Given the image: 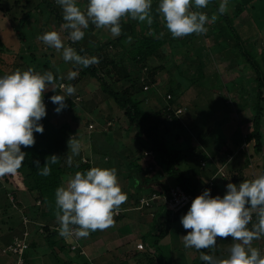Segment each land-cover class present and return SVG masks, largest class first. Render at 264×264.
<instances>
[{
	"label": "trees",
	"instance_id": "16d2710c",
	"mask_svg": "<svg viewBox=\"0 0 264 264\" xmlns=\"http://www.w3.org/2000/svg\"><path fill=\"white\" fill-rule=\"evenodd\" d=\"M18 1L19 0H15L16 3H18ZM30 1L31 0H20L19 2L28 4ZM219 2L220 0H210L209 16L216 12ZM251 2H253V0H229L228 9H233L232 13L228 12V10L224 15L219 16L215 23L207 25L208 31L212 34H204V39L210 41L213 39L210 47H206L208 49H212L220 40H222L221 42L223 44L227 43L228 46L226 47H229L231 44L226 39L234 40L232 48L234 50L237 48V53L232 50L230 51L231 54L229 58L225 59L229 61L230 64H235L236 69L239 71L241 68L243 69L244 66H249L250 73H248L247 76L251 74L257 79V83L260 87H257L258 89L256 88L255 94L257 100L263 105H258L259 108L255 110L256 112L250 124V132L239 135L240 142H236V140L234 142H224L221 146L216 147V149L208 145V149L202 152H197L198 149L196 148L189 149L192 155L195 154V156H197L198 167L200 168L198 171L191 174L192 176L190 177L184 176L178 168L182 163L188 166L185 159V152L182 150L171 151L163 144L165 143V135H170V137H172L171 135L175 130L179 131L180 136L183 134L187 139L191 140L190 137L193 133V130H191L192 133L189 131L191 126L186 128L181 119L173 116L172 111L168 110V108L170 104L173 103L178 93L184 92L187 87L198 85L202 78L209 77V75L205 74L204 70L212 64V61H210L212 55L208 51L201 55L202 49L198 48L200 49L198 50L194 47L195 40L200 34L173 38L156 11L158 0H153L151 13L153 16V23L150 26L145 22H139L130 18H122V31L119 37H113L107 27H102V29H105V33L102 36L101 31H97L96 27L90 24L89 28L85 30V37L81 41L73 43L66 40V43L74 47L78 54L96 56L99 58L98 64L91 65L88 68L74 66L70 62L72 64L70 66L71 70H77V68H79L78 76L69 81L67 80L66 74V78L63 77L62 80L58 81V83H71L76 88V92L65 100L66 107L61 111L69 115V120L66 121V124H68L69 121L73 123L82 122L80 116L82 112L88 113L91 116L90 120H87V126L91 123L107 125L109 121L114 120V118H110L109 115H106V109L101 107L99 109L100 104L94 101L96 98L89 102L79 99L77 87L83 80L84 82H88L89 80L91 83L98 85L100 95L103 99H112L118 109L123 111L122 115L126 117V120L124 122L121 121L120 130H124L125 133L129 130L134 132L132 139L136 142L135 150L132 152L128 151L125 157H121L120 163L117 165L119 170L116 169L118 172L121 167H125L126 169L119 173V177L122 175L123 177L131 179V185H135L139 188L137 190L142 191H140L139 196L134 198L130 206L122 210L120 209L115 215V218L123 219L124 215L122 212L138 211L141 215H149L150 222L147 225L148 230H146L147 232L144 235H142L144 233L143 229H139L137 231V233L140 234L139 238H131L125 241L126 245H133V247H130L121 255L123 264H142L144 261L146 264H155V256H159V252L162 254L159 241L168 238L169 234L172 232V228H175L179 224L180 214L190 206H187L177 213L169 209L168 205L164 202V198L167 197L168 191L173 185L168 187V185L164 183L166 177L177 180L178 185L181 186L184 192L193 195L208 184L218 167L223 166L225 176L223 178L217 177V179L214 180L215 186L213 191H211L212 196L218 194L222 196L226 191L225 186L227 183L231 182L236 184L264 172V131H262V123L260 122V118L264 111L262 91L264 87V78L261 76L260 71H258L259 66L254 63L257 59L256 56H252L246 51L244 44L239 40L234 24L236 20H244L243 16L245 12L248 14L249 8L253 9ZM0 3H2V0H0ZM86 4L87 0H81V6H83V8L86 7ZM35 7L37 10L36 15H40L45 23L51 20L53 24L60 29V25L63 23L62 10L59 5L55 3V0H39ZM22 17L24 19L22 25L27 26V20L31 17V12L25 11ZM60 31L62 30L60 29ZM18 34L19 31L13 30L10 25V27H7V31L0 35V54L7 55V52H10L13 57L12 60H9L7 56L0 57V75L9 74L17 69L20 70L21 67H25L26 69L31 68L34 57H31L30 61L22 60V58L19 57L18 46L20 39ZM62 34L64 36L67 35V33ZM218 36L222 38L218 39ZM16 37L18 41L14 39ZM166 44L170 45L174 51L178 50L179 53L183 54L184 62L186 63L189 61L190 64H188V66L190 65V67L193 68V74L192 76L186 77L187 71L179 70L178 68L177 75H179V77L175 79L178 84L169 87L167 91L168 94L166 95L167 105L155 112H149L146 110L149 106H147L148 104L145 106V102H147L149 96L157 97L155 92V86L158 82L157 74L163 69V66L158 64V62L164 58L162 49ZM118 48L122 51L124 56L122 57L121 55L117 60L114 50ZM48 49L51 48L48 47ZM81 49H83V51H81ZM220 51L221 50H218V53H220ZM224 51L225 50H223V52ZM197 53H200V55L197 56ZM217 55V60L219 57L224 58L222 55ZM204 60L210 62L203 64ZM63 63H65V61L62 59V52L55 50V54L51 53L47 55L45 61L41 64V68L35 71L53 72V69ZM182 63L183 62L180 64ZM219 72H215L218 82ZM65 73H68V71L65 70ZM223 73L227 76L228 83L231 82L230 75L227 72ZM210 85L212 86V83ZM223 85L224 83L222 82V86ZM60 92L59 87L52 85H49L48 89L44 92L43 100L48 99V103L46 104L47 115L40 121L44 128L43 133H34L35 143L33 146L27 148L21 146V150L26 153V156L18 174L0 177V183L3 185V187L1 186L0 188V201L4 202V200H7L9 204L17 207L18 204L20 205L17 200L19 194H25L33 201V204L19 206L22 208V218H19L17 221L18 229L10 231V235L1 243L3 246L1 247L0 253L2 254V251L13 243L14 240L23 238L24 233L26 231L29 232L27 238L28 249L23 255L24 264H29L31 259L29 253L32 252V254L35 255L37 247L39 246L37 241L32 240V234L44 237L43 241L46 247V253L43 254L44 258L50 256L56 260L58 264H91V261L86 258L87 255L84 254L83 247L77 244L75 237L70 238L71 242H68L58 234L59 223L57 220L58 210L55 205V190L62 185L66 187L64 182L66 173L75 174L77 171L84 172L88 170L92 167L89 162L90 158L93 159V150L91 148L92 146H90V152H85V154H87V162L78 154L77 163L74 165H67L68 159L66 158L68 157L65 138H69V134L67 133L68 125L65 123L62 125L55 123L52 111L56 105L52 104L49 100L50 96L60 94ZM168 96L170 98H168ZM243 100L244 99H241V101ZM242 103L243 104L239 106H233L231 104L232 110H234L235 113L239 114L241 112L239 118L243 116L242 111L244 109V102ZM223 104L228 105L227 102ZM79 108L81 112L77 111ZM98 109L100 111H98ZM167 114L173 117L170 123L166 118ZM116 119L118 120L119 118ZM123 124H127V130L124 129L125 125ZM117 126H119V124H117ZM196 126L198 125H194V127ZM204 129H206V131L196 134V142L198 141L201 144L205 142L208 131L207 127ZM110 130L111 128L109 126L104 134L106 135ZM120 130H117V135L121 132ZM125 136L124 134L123 138L127 140ZM176 137L177 135L174 136V138ZM214 140L215 138L210 141L214 142ZM120 153L122 154L123 151ZM97 154L98 153L95 152L94 156L97 157ZM105 154L106 153L103 152L102 155L104 156ZM51 155H56L59 158L57 163L50 165L51 173L49 175H40L39 170L34 166L33 162L39 160L40 166L43 167L46 158ZM255 157L262 160V162L258 165H253L254 162L252 163V160H254ZM202 161L206 162L204 167L201 166ZM125 162L126 165H124ZM104 167H114V163L109 161ZM256 167L260 170L258 175H256L255 172ZM154 174L163 177L162 187L156 188L154 185H151L152 182H154L151 179ZM153 195L156 196V199L152 200ZM141 201L142 203L148 204H143L141 206ZM153 209L154 212H151ZM133 223L135 224V222ZM175 224L176 226H173ZM125 228L127 229V227ZM178 229L179 227L176 228V230ZM130 233L135 235L132 231H130ZM173 235H175V233H173ZM64 242H68L69 244L64 246ZM139 244H142V249L137 248ZM259 246L264 249V237H261ZM195 251L196 257L194 259V264H205V262L200 260V251L196 249ZM201 251H206L210 254L215 253L214 255H217V253L222 252V249H202ZM118 252L122 253L120 251ZM7 256H12L13 259L11 264H15L16 257L11 254ZM164 258L163 256V259ZM127 260H130L131 263H128ZM115 261L116 259L112 260L113 264H119ZM158 264L168 263L167 261H163Z\"/></svg>",
	"mask_w": 264,
	"mask_h": 264
},
{
	"label": "clouds",
	"instance_id": "9594fccd",
	"mask_svg": "<svg viewBox=\"0 0 264 264\" xmlns=\"http://www.w3.org/2000/svg\"><path fill=\"white\" fill-rule=\"evenodd\" d=\"M55 3L62 10V31H46L37 39L61 51L65 62L82 68L98 64L99 58L78 54L66 40L81 41L90 24L107 27L113 37H119L122 18L149 26L153 23V0H87L83 9L77 0H55ZM209 3L210 0H158L156 11L171 36L181 38L207 33V25L228 11L229 0H220L216 12L209 16L201 11ZM78 74L79 68L69 71L67 80L75 79ZM62 79L52 71L39 72L32 68L0 75V177L18 174L26 156L21 146H33L34 133H43L40 121L47 115L43 94L49 85L64 90L63 95L49 97L56 105L53 111L57 114L66 107L65 100L76 92L73 84L58 83ZM67 146L73 156L79 154L81 143L75 136L68 139ZM58 159L56 155L47 157L43 167L39 160L33 163L40 175L47 176L51 173L50 165ZM71 162L69 157L68 163ZM225 187L222 196H212L211 190L205 188L191 201L187 212L180 217L182 227L191 230L181 237L183 246L200 251V260L205 264H264V254L253 246V241L264 237V172L236 184L229 182ZM127 198L115 167L93 166L75 172L66 187L62 185L55 190L59 236L87 238L91 232L108 229L114 225V217ZM217 237H231L226 257L201 251L215 249Z\"/></svg>",
	"mask_w": 264,
	"mask_h": 264
},
{
	"label": "rangeland",
	"instance_id": "374dc122",
	"mask_svg": "<svg viewBox=\"0 0 264 264\" xmlns=\"http://www.w3.org/2000/svg\"><path fill=\"white\" fill-rule=\"evenodd\" d=\"M19 1L18 3H16L15 0H2V3H0V35L5 33L7 31V27H10V25L12 26L13 30L19 31V34H18V37L20 39L19 46H18L19 57H21L22 60L24 59L25 61H30L31 57H34V61L31 64V68L34 70H38L41 68V64L45 61V57L47 55H50L51 53L55 54V49L53 48L48 49V46L45 45L40 40H38L37 36L43 34L46 31H51V30L60 31V29L57 28L51 20H49L48 23L47 22L45 23L44 19H42L40 15H36L37 10L35 6L39 2V0H31L28 4H26L25 2H19ZM77 3L83 9V6H81V0H77ZM251 3L253 5V9L248 7L249 8L248 14L247 12H245L244 14L245 17L243 16L244 20H241V21L234 20L235 21L234 24L236 28V33L239 36V40L240 42H242V44H244V48L246 49V51L250 55L256 56L257 61L255 60L254 63H256L259 66L258 71H260L261 76L264 78V0H253V2ZM207 7L208 8L202 9L201 11L208 13V11L210 10V7L209 5ZM232 10L233 9L229 10L228 12L232 13ZM25 11L31 12V17H29V20H27L28 22L27 26L22 25L23 20H24L22 15ZM208 25H211V24H208ZM96 30L97 31L100 30L102 33V36L105 33L104 32L105 29L96 28ZM205 34H212V33L210 31H207V33ZM217 38L221 39L222 37L218 36ZM14 39L17 40V37ZM226 40L231 44V46L226 47L228 46V44L227 43L223 44L221 42L222 40H220L212 49H208L206 47H210L213 39L211 41L204 39V34H200L199 36H197V39L195 40V43H194L195 45L194 47L197 49L198 48L202 49L201 55L205 54L207 51L210 52V54L212 55V59L210 60L212 61V64L208 68H205L204 70L205 74L209 75V77L202 78L200 82L198 83V85H192L190 87H187L184 92L178 93L177 96L175 97V100H173V103L170 104V107L172 108V110H176L179 108L183 110L182 114H180L178 117L181 119L182 123L184 124L186 128L187 127L189 128L190 126L192 127V128L191 127L189 128V131L193 130V133L191 131L192 133L190 137L191 140L187 139L183 134L180 136L179 131L175 130L173 131L174 132L173 134L174 136L177 135V137L174 138L173 134L171 135L172 137H170V135L169 136L165 135V143L163 144L165 147H167L171 151L182 150L185 152L186 154L185 159L187 161L188 166L185 163H182L180 164V166H178V168L180 172H182L183 175L186 177L192 176L191 174L195 173L196 171L200 169L198 167L197 156H195V154L192 155V153L189 152L191 148H196L198 149L197 152H202L208 149L209 147L208 145H210L212 148L215 147L216 149V147H219L224 142H229V141L234 142L235 140L236 142H240L239 134H245V133L250 132L251 130L250 124H251L253 115L256 112L255 110L256 108H259L260 105H263V104H260L261 102L259 100H257L256 94H255L256 88L260 87V85H258L257 83V79H255L254 78L255 76L251 74L247 76V74L250 73L249 66H244V68L243 69L241 68L239 71L236 69L235 64L233 63L230 64L229 61L225 59V58H229V55L231 54L230 51L233 50V51H236L235 53H237V48L235 50L232 48V46L234 45V40L233 41L232 39L230 40L226 39ZM162 50H163L162 54L164 55L163 56L164 58H162V60L158 62V64L163 66V69L157 74L158 82H157V85L155 86V89H156L155 92H156L157 97L149 96L147 99V102H145V106L146 104L154 105L153 107H150L151 112H155L158 109H162L163 105L164 106L167 105L166 95L168 94L167 91L169 87L175 86L178 84L177 81L175 80L176 78L178 79L179 77V75H177L178 68L179 70L181 69V70L187 71L186 77L192 76L193 74V68L190 67V65L188 66V64H190L189 61L185 63L183 54L179 53L178 50L174 51V49L170 45H167V44L163 47ZM218 50H221L220 53H218ZM223 50L225 51L223 52ZM114 53H115L117 60L120 58L121 55L122 57L124 56V54L119 48L115 49ZM197 54H198L197 56L200 55V53H197ZM217 54L222 55L224 58L219 57V59L217 60V56H218ZM6 56L9 60L13 59L10 52H7V55L0 54V57H6ZM229 60H232V59H229ZM181 62L183 63L180 64ZM209 62L204 60L203 64H207ZM71 65L72 64L70 62L68 63L65 62L57 66L55 69H53V72L55 73V75L66 78L67 73H65V70L68 72L71 71V68H70ZM23 69L27 70L25 67H21L20 70L22 71ZM215 72H219L220 74L218 75L220 83L218 82V78L215 75ZM223 72H227L230 75L231 82L228 83V78L227 76L224 75ZM222 82L224 83L223 86H222ZM211 83H212V86L210 85ZM60 91L61 92L59 95H63L64 90L60 88ZM262 91H263V99H264V87L262 88ZM77 93H79V96H78L79 99L85 102L92 101L94 100V98H96V100L94 101L100 104L99 109L100 107L103 109H106V112H105L106 115H109L110 118H114V120L116 118H119L118 119L119 126L117 125L116 126L118 129L121 128V121L124 122L126 120V117H124V115H120L119 109L112 99H109V98L103 99L101 97L98 85H96L95 83L94 84L91 83V81L89 80L88 82H84L83 80L80 83V85L77 87ZM241 99H244V100L241 101ZM224 102H227L228 105H224L223 104ZM242 102H244V109L242 111L243 116L242 118H239V115L241 114V112L239 114L235 113L234 110H232L231 106L232 105L239 106L243 104ZM195 103L198 105L199 107L198 109H195V106H194ZM212 103L214 105H212ZM99 109L98 111H100ZM146 110L149 111L148 109ZM77 111L81 112V109L79 108L77 109ZM80 114H81L80 116H81L82 122L80 121L79 125L76 126L70 121L68 122V124H66V121L69 120L68 119L69 115L66 112L64 113L61 112L57 114L54 111H52V116L54 117L55 123L59 125H62L65 123L66 125H68L67 126L68 134L70 133V131L76 128H78V130H76L77 132L76 134H79V133L82 134L83 132H86V129L88 127L87 120H90L91 116L88 113H84V112ZM193 116L196 118H194ZM168 122L170 123V121ZM260 122L262 123V131H264V111L260 118ZM108 123L109 125L108 124L103 125L102 127V130L104 131V133H106L105 131L108 130L109 126L112 130L115 129V125H114L115 122H108ZM93 125L96 126L97 124L95 125V123H93ZM123 125L127 126V124H123ZM194 125H198V126L194 127ZM206 127L208 130L206 134V139L208 140H205L203 144H201L198 141L196 142L197 140L196 134H199V132L206 131V129H204ZM91 131L92 132L86 133L83 137L82 135L77 136V139L79 141L80 139H82L81 142H83V139H87V138L92 139V141L94 142L96 146V152H98V147L101 146L100 147L101 151L98 153V160L102 158L103 156L102 154L104 152L106 153L107 157L110 158L111 163H112L113 159H115L116 156H118L117 148L114 147L113 145L116 139L113 137V135H111V133H107L105 135L104 133L102 134V132H100L98 129L95 131L94 130H91ZM120 131L124 132V130H120ZM131 135H133V133L130 134V137ZM192 137H193V140H192ZM211 138L212 139L216 138V139L214 140V142H212L210 141ZM68 139L69 138L67 137L65 138L66 143ZM93 142H91V144ZM130 142L131 144L128 146V149H125L124 151L132 152L135 150L136 142H134L133 139H130ZM81 148H82V151L80 150L81 152H87V151L90 152V148L88 145L84 144L81 146ZM66 151H67V157H68L66 159H69V157H71V160H72L71 164L67 163V165H74L75 163H77V155L73 156L70 149L68 150V146H66ZM263 152H264V148H263ZM80 154L81 153H79V155ZM125 155H126L125 153H122L120 156L123 157ZM83 158L84 159L86 158V154L84 155L82 154V159ZM261 162L262 160H259V158H256V157L254 160H252L253 165L255 164L258 165ZM102 163H103V160H102ZM124 165H126V162ZM114 167L117 168L116 163L114 164ZM257 167L255 169L256 175H258L260 171L259 169H257ZM124 169L126 168L121 167L120 171L117 172V177H119V173L122 172ZM73 175L74 173L65 174L64 181H65L66 186H67V181ZM164 183L166 185H173V186L178 185L177 180L170 179L169 177H166ZM1 186L3 187V185L0 183V188ZM122 188L123 187L121 186V189ZM130 188L133 191H137V189H139L135 185H130ZM124 192L127 193L128 190H125ZM17 200H18V203H20V205L19 204L17 205L19 209L16 206L14 207V205L9 204V201L7 200H4V202L0 201V251H1V247L3 246L1 243L5 239H7V237L10 235V231L12 230L15 231L18 229L17 221L19 218H22V208H20L19 206L33 204L32 199L29 198L25 194H19ZM188 208H186V210H188ZM186 210L180 214V217L184 214V212H186ZM122 214L124 215V217H126L125 218L126 220H128L129 218L131 219V221L135 222V224L136 223L139 224L140 222H142L140 220L142 219L140 218L141 213H139L138 211H127V212H122ZM137 224H136V227L129 226L128 229L130 230L126 228L125 230L123 229V233L128 234L130 231H132L135 233V235L133 233H130V237L139 238L140 234L137 233V231L139 230L137 228ZM173 226H176V224ZM176 228L177 227L172 228V232L169 234L167 239L165 238L164 240L159 241V247L164 243L172 241V237L174 236L173 233H175ZM180 228L181 230L184 231V233L181 232V234L183 235H185L188 231H191L190 229H187V230L184 229L182 225ZM146 232L147 231L145 230L142 235H144ZM98 233L99 231L97 230L95 232H91V234L87 238H75V240L79 246L83 247V242H81L80 239L82 241L84 240V241L93 243V239L95 240H98L99 238L101 239V237L104 235V234L101 235L103 231L101 232V234H98ZM176 235H177V232H176ZM43 239H44L43 236H37V235L32 234V240L37 241V243H39L38 244L39 246L37 247V250H36L37 252L35 253V255H33L32 252L29 253V255H31L29 264H58V262L50 256H47L46 258H44L43 254L46 253V250H45L46 247H45V242L43 241ZM66 240L68 242H71L70 238ZM68 242H64L63 243L64 246L68 245L69 244ZM174 243H175L174 246L179 249L180 246L178 245V242H174ZM168 246L170 250L173 252V248L170 245V243H168ZM160 249L162 251V254L159 252L158 253L159 256H155L154 258L155 264H158L159 262L162 263L163 261L165 262L167 261L165 258L163 259V253L165 254L168 248H160ZM83 251H84V254L86 255L87 253L84 247H83ZM110 251L112 252L113 248H111ZM123 253L124 251L118 254V258L115 261L116 263L123 264V262L121 261L123 260L121 258V255H123ZM105 258H107V254L105 256L101 254L98 257H95L93 262L94 264H106L107 260ZM12 259H13L12 256L2 255L0 253V264H11ZM127 262L131 263L130 260H127ZM59 263H60V260H59ZM187 263L189 262L187 261ZM142 264H146V262L144 261L142 262ZM180 264H185V262L180 263Z\"/></svg>",
	"mask_w": 264,
	"mask_h": 264
},
{
	"label": "crops",
	"instance_id": "0c3cea01",
	"mask_svg": "<svg viewBox=\"0 0 264 264\" xmlns=\"http://www.w3.org/2000/svg\"><path fill=\"white\" fill-rule=\"evenodd\" d=\"M212 105H214V104L212 103ZM147 106H149L148 110H149V112H151L150 107H153L154 105H151V104L149 105L148 104ZM194 106H195V109L199 108L196 103H195ZM145 109H146V107H145ZM119 113H120V115H122L123 111L119 110ZM70 122H72V121H70ZM109 122H115L114 125L116 127L114 130L111 129L110 132H108V133H111V135H113V137L116 139L115 143L113 145H114V147L117 148L118 156H116V158L113 159V163L114 164L117 163L116 164V166H117L118 163H120L119 162L121 160L120 158L122 157V156H120L121 155L120 152L123 151V153H125V154L128 153L127 151H124V150L128 149V146L131 144L130 139L133 138V135H131V137H130V134L131 133L134 134V132L129 130L127 132L128 134L125 133V131H124V132H120L119 135H117L118 134L117 130H120L116 126L118 124V120L115 119L114 121L112 120V121H109ZM73 124H75L76 126L79 125V123H73ZM96 126H98V127H96ZM96 126H95L96 128L94 129V131L98 129L103 134L104 133V131L102 130L103 124H97ZM124 129L127 130L126 126L124 127ZM76 130H78V128H76ZM76 130L70 131L69 138L71 136H74V135L76 136V138L79 135H82V137H83L86 133L92 132V131H89L88 127L86 129V132H83L82 134H80V133L76 134L77 133ZM124 134L126 135L125 137H126L127 140H125L123 138ZM127 135H128V137H127ZM239 135H241V134H239ZM121 137H122V139H121ZM81 140L82 139H80L81 146L84 145V144L88 145L89 148H90V146H92L91 148L93 150V159L90 158V161H89L91 163L92 167L93 166L104 167L107 162H109V161L111 162L110 158L107 157L106 154L104 156H102V158L100 160H98V154H97V157L94 156V153L96 152V146H95L94 142L92 141V139H90V138L83 139V142H81ZM206 140H208V139H206ZM91 142H93V143L91 144ZM65 146H67V143H65ZM100 147H98V152L97 153H99L101 151ZM80 150L82 151V148ZM81 151H80V153H81L80 155L82 156V154L84 155L85 152H81ZM86 159H87V154H86V158L84 160H86ZM93 160H94V162H93ZM102 160H103V163H102ZM86 162H87V160H86ZM117 169L119 170V168H117ZM151 179L154 181V182H152L151 185H154L156 188L162 187V184H163L162 183V180H163L162 176L159 177L157 174H154V176ZM130 180L131 179H128L127 177H123L122 175H121V177H118V182H119L120 186L123 187L122 191L128 190V192H127V197H128L127 201L120 206L121 210L124 209L127 206H130L131 205L130 203L134 200V198H136V196H139L140 191H142V190L133 191L130 188V185L132 184L130 182ZM171 186L172 185H168V187H171ZM140 187H144V186H140ZM148 191H149V189H148ZM151 212H154V209L151 210ZM186 212H187V210H186ZM186 212H184V214ZM125 218L126 217H124L123 219L114 218V220H115L114 225L109 227L108 229L103 230L102 234H101L102 231L98 230L99 231L98 234H101V235L104 234V235L101 237V239L100 238L98 240L93 239V243L92 242H87V241H84V240L82 241L80 239V241L83 242V247H84V249L86 250V253H87L86 254L87 255L86 258L89 261H91V264L94 261L95 257H98L101 254L103 256H105L107 254V258H105L107 260L106 264H113L112 260H115V259L118 258V254H119L118 251H120V252L124 251L125 252L130 247L131 248L133 247V245L132 246H128V245L125 244V241L128 240V239H131V237H130V232L128 234H124L123 233V229L125 230V227H127V229H128L129 226L136 227V224H134L133 221H131V219L128 218V220H126ZM141 218H143V219H141L142 222H140L137 225V228L140 226L141 229H143V231L148 230L147 225L150 222L149 215H145V216L141 215ZM132 223H133V225H132ZM176 227H179V229L176 230L177 235H176V232H175V235L172 237V241L170 242V245L173 248V252L170 250V248L168 246V243H164V244L161 245V248H168V250L165 252V254L163 253V256H165V259L167 260L168 264H180V263H183V262H185V264H194V259L196 257V251H195L194 248H185L183 246V240L181 239V237H183L184 235L181 234V232L184 233V231L181 230V228H180L181 227L180 222H179V224ZM138 229H140V228H138ZM128 230H130V229H128ZM174 242H178V245L180 246L179 249L174 246L175 245ZM230 243H231V237H226V238L217 237V245L218 246H216V248L213 249V250H216V249L221 250L222 249V252L217 253V255H215V256H218V257L225 256L226 257L228 255V249L230 247ZM122 246H124V247H122ZM253 246L254 247H258L257 240L253 241ZM110 247L113 248L112 252L110 251V249H111ZM109 252H111V253H109ZM261 253H264V252H261ZM214 254L215 253H213V255ZM220 255H222V256H220ZM187 261L189 263H187ZM93 264H94V262H93Z\"/></svg>",
	"mask_w": 264,
	"mask_h": 264
},
{
	"label": "built area",
	"instance_id": "2783aa9c",
	"mask_svg": "<svg viewBox=\"0 0 264 264\" xmlns=\"http://www.w3.org/2000/svg\"><path fill=\"white\" fill-rule=\"evenodd\" d=\"M168 98H170V97L168 96ZM44 103L47 104L48 99H44ZM168 110H171L173 113V116H175V117H178L183 112V110L180 108L176 109V110H172V108L169 107ZM167 118H168V121H170V122L173 120V117L170 114L167 115ZM108 125H109V123H108ZM88 129H89V131L94 130L95 126L93 124H89ZM229 161H230V159H229ZM205 165H206V162L202 161L201 166L204 167ZM224 176L225 175L223 172V166L218 167L215 174L211 177L210 181L208 182V184L204 188L200 189L197 193H195L193 195L187 194L186 192H184L180 185H174L169 189L167 197L164 198V202L168 205L169 209L172 212H174V213L180 212L182 209L189 206L191 204V201L197 195L201 194L205 188L213 191L214 186H215L214 180L217 179V177L223 178ZM255 177L256 176L252 177L251 179H253ZM153 199H156L155 195H153L152 200ZM143 204L147 205L148 203H142V201H141V206ZM28 236H29V232L26 231L23 235V238L14 240L13 243H11L9 246H7L2 251V254L3 255L11 254V255L16 257L15 264H24L23 255H24L25 251L28 249V243H27ZM260 240H261V238L259 240H257L258 248L261 250V252H264V249L259 246ZM137 248L142 249V244H139L137 246Z\"/></svg>",
	"mask_w": 264,
	"mask_h": 264
}]
</instances>
